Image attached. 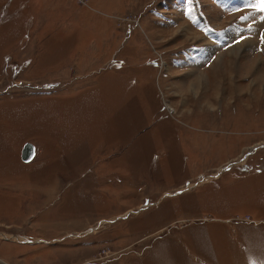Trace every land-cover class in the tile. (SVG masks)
Masks as SVG:
<instances>
[{"label": "rangeland", "instance_id": "374dc122", "mask_svg": "<svg viewBox=\"0 0 264 264\" xmlns=\"http://www.w3.org/2000/svg\"><path fill=\"white\" fill-rule=\"evenodd\" d=\"M260 6L0 0V264H264Z\"/></svg>", "mask_w": 264, "mask_h": 264}, {"label": "water", "instance_id": "95a60500", "mask_svg": "<svg viewBox=\"0 0 264 264\" xmlns=\"http://www.w3.org/2000/svg\"><path fill=\"white\" fill-rule=\"evenodd\" d=\"M34 156V146L31 143H25L21 150V159L24 162L30 161Z\"/></svg>", "mask_w": 264, "mask_h": 264}, {"label": "snow or ice", "instance_id": "6c2138e0", "mask_svg": "<svg viewBox=\"0 0 264 264\" xmlns=\"http://www.w3.org/2000/svg\"><path fill=\"white\" fill-rule=\"evenodd\" d=\"M261 12H264V0H261V6L259 9Z\"/></svg>", "mask_w": 264, "mask_h": 264}, {"label": "crops", "instance_id": "0c3cea01", "mask_svg": "<svg viewBox=\"0 0 264 264\" xmlns=\"http://www.w3.org/2000/svg\"><path fill=\"white\" fill-rule=\"evenodd\" d=\"M208 58V57H207Z\"/></svg>", "mask_w": 264, "mask_h": 264}]
</instances>
